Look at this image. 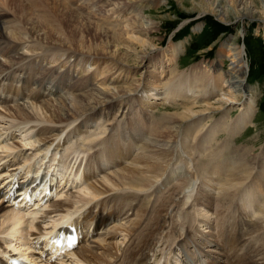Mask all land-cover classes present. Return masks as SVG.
<instances>
[{
    "label": "bare ground",
    "instance_id": "obj_1",
    "mask_svg": "<svg viewBox=\"0 0 264 264\" xmlns=\"http://www.w3.org/2000/svg\"><path fill=\"white\" fill-rule=\"evenodd\" d=\"M40 1L46 3L44 8L40 9L38 4L33 0H20L18 4L12 3L11 0H0V40L5 38L3 29L8 26H6V24L8 20L10 21V18H12L11 16H13L14 19L16 18L15 23L14 25L12 24L13 20L10 24L13 26L12 29L15 34L18 30L25 32V39L27 42H34L42 46L46 52L52 50L62 51L64 52L63 55L66 54L65 56L67 57L80 55L76 59L84 62L83 64L86 67H89V62L92 60L95 61L94 63L103 60L104 57L100 54H105V56H110V60H108L112 62L109 64V66H111L110 68L113 67L117 70H121L119 72H122L123 69L125 70L128 65L125 61H122L124 60L122 57L124 54L123 51L118 49L119 46L117 43L115 44L116 46L113 44L116 47L113 51L110 47L111 42L98 41L100 36L91 32V29H89L90 26L86 23V20L83 23V19L86 17H84L85 15L80 16L79 14L81 11H84L83 9L79 8V10H81L77 12V10H71L65 4L60 3L64 11L58 12L57 6H55L56 0ZM234 1L235 3L233 6L240 7V10L236 11V18L239 17L241 20L245 18L250 19L252 17L250 2H246V0ZM107 3L112 6L111 10L114 12H118L122 6H128L132 9H136V15H138L141 9L156 5L155 0H107ZM13 4L16 6L13 7ZM218 5L219 3L216 4L219 9L215 10L214 6L209 9L210 12L214 13L219 20H228L224 18L220 10L221 7ZM8 7L14 8V15H11L13 12L10 14L7 11ZM123 9L125 8L123 7ZM241 9L244 11H241ZM81 17L83 18L81 19ZM55 18L59 20L60 25L55 24ZM80 19L81 27H78ZM129 20L131 21L132 27L136 25L139 26L140 24L138 25V22L141 24L144 23L141 22L143 20L137 21L136 18H130ZM142 25L147 24L144 23ZM147 28L146 26L144 30L142 27L141 30L147 33ZM61 31H63L62 34ZM53 34H60L64 39H62L61 36L56 38ZM87 37H90V44L86 42ZM223 41L225 42L223 46L227 52L224 58L227 57L229 63L227 64V68L220 72V78H207L204 80L202 78L200 79V75L198 74L199 80L188 82L185 75L182 74L184 76L179 75L177 82L166 84L164 87L165 90L163 89V95L166 98L169 96L174 97L177 93L179 94L180 91L184 93H196V98L205 97L203 102L207 101V95L213 94V96H215L213 103H190L191 105L182 108L183 112L181 111L180 114H178L179 112H175V116L166 119L167 123L171 122L168 125L178 122L184 123L185 120H189V123L191 122L185 132V139L178 140L177 133H173L169 141L173 143L181 153H186V158L184 156H182L183 158L175 157L171 146L164 141L165 138L161 139V137H165L166 134L170 133L169 129L165 126L162 127L163 129H158L159 131H157V134L151 136V142H140L139 149L141 151L137 152L135 156L130 159L129 165L119 167L117 170L103 174L100 180H92L93 174L90 173V171L84 172L81 167H77L79 165H68L72 167H62L58 165L57 163H60L61 160L59 155L55 151H52V149L54 150L65 143L64 140H66V137L61 138L64 128L76 122L78 119H82V116H87L86 119L90 118L89 116H94V120H96L97 117H101L103 120L102 122H106L107 116L109 115L108 109L115 108V105H112V99L114 97H120L121 99L125 98L131 92L138 90L137 86L130 87V85L127 86V84L123 85V83H125L124 74H132V71L123 70V75H115L114 81L113 79H107L106 85L103 86L104 89L102 90L97 88L80 93H72V96H70L71 104L67 102L69 101V97H63L64 94H59L58 87H60V85L55 84L54 92L52 89L47 91L41 88V84L39 83L43 82V75L32 79L26 78L27 76L21 78V86L24 90H28L26 86L29 84L30 86L31 84H36L41 90H35L34 88L28 91V95L21 94L22 97L30 101L26 99L27 101L24 100L22 101L23 103L12 106H0V136L4 133L2 131L11 133L12 128H17L20 132L22 124H32V128H37L36 136H34V138L28 137L27 135L30 131L27 133L25 132L26 137L22 134L21 139L19 138V142L22 146L32 147L34 150V155L32 156L36 155L39 159L37 161L29 160V158L18 160L16 155H14V153L12 154L14 147H11V145L7 144L4 140V142H2V139L0 140V160L10 156L7 162L4 161L0 163V182L2 185L1 187L4 188L0 190V264H8L10 257L14 255L19 257L25 252H28V254L32 256V260L35 264H61L59 260L61 256L60 249H57V246H54L53 243L48 244L47 240L52 231L62 224H68L73 227L79 237L78 242L75 244L76 246L74 245L71 249H63L62 251H64V254L62 255L69 256L71 260H74L78 264H186L188 263V259H186L185 262L184 259H181L182 256L175 252H183L182 249L187 244L188 246L194 247V251L192 250L189 255L193 254L195 250L196 253L201 254V258L197 255L195 260L199 264L205 256L207 257L206 262L203 261L205 264H264V236H262L264 234V181L260 180V178L264 179V161L260 158H255V156L250 153L251 149L248 150L244 148V150L241 149L240 153H234L231 150L232 148L230 149V147L226 145L224 149L232 154V158L237 159L236 162L222 167L216 165L219 172H217L215 166L211 167L208 170V181L203 182L202 185L199 186L195 185L196 175L192 172L193 167L190 165L192 162V155L196 153L201 154V152H206V150L208 151L210 148L209 146H211H207V144L210 143L208 141L214 139L216 131L218 130L220 132L222 126L226 124L223 116L218 119H221L220 125L213 126L210 129H204L205 126L197 127L195 125L198 122L197 119L204 116L205 119H209L212 116H210L209 113H214L215 110L225 111L228 107H231L230 103L239 100L243 96H246V102L242 104L241 114L232 121L235 127L249 122V116L254 110L253 104L251 103V101H253L251 98L252 95L249 92V86L245 83L248 64L245 60L243 47L239 46V44L236 45L235 42L229 43L227 39ZM0 44H3V42ZM30 45L31 44L28 43L20 45L21 47L25 46L24 49H26V52H18L21 49H18L17 45L14 43L11 48L12 54L8 52L7 56L10 64H8V61L6 62L7 64H5V62H0L1 94L3 90H5L3 81L7 79L4 72H6L9 65H13L27 58L23 54L31 52L28 51L29 48H32ZM65 56L58 55V58ZM38 57L42 58L43 61L45 60L43 55H38ZM50 57L51 55L46 59ZM218 57L220 59L215 62L214 69H221L225 62L222 59L223 56L221 51L218 53ZM78 64L79 62L77 65ZM67 72L66 70L65 73L60 74V76L66 77L65 75ZM2 73H4L5 76L1 77ZM150 74L152 73L150 72ZM97 76H99V74ZM153 76H156V74ZM85 77H81L82 81L80 80L81 83L79 86L82 85L83 82L84 84L85 81L87 82ZM105 79L106 77L103 76L102 80ZM88 80L95 81L96 79L93 74H91ZM44 82L46 83L45 80ZM197 82L200 83L194 87L187 88L189 85ZM208 87H211V90H209ZM150 88L145 87L140 90L139 103H141L143 95L148 94V97H150L158 94L156 88ZM66 89V92L73 91V87L70 84L67 85ZM193 89H196V91ZM17 90L13 95L19 94ZM10 91V88H6L4 93L5 96L0 97V103H3L4 100H6V103L10 101L12 94L10 97H7L11 93ZM181 92L180 95L182 94ZM107 93L109 95H107ZM99 94H106V96L98 97L97 95ZM50 95L54 97H47ZM98 106H100V108H97ZM101 110H104L102 114L100 112ZM116 111H119L118 107ZM227 114L222 113V115L225 116H227ZM168 119L170 120L169 122ZM231 120L232 119H230V122ZM161 122L160 120V123ZM46 123L53 127L44 126ZM228 123L229 122H227V125ZM3 124H5V126H2ZM61 125L62 127L58 128ZM157 125L158 124H156V127H159ZM227 125L226 127L230 130ZM176 126L177 125H174L173 127ZM98 127L102 128L103 131L106 130V127L101 124ZM226 127H224V129ZM233 130L231 126V134L236 131ZM4 136H7V133H5L3 137ZM86 138L87 137H85V139ZM136 138L137 137L132 136L131 139L133 140ZM55 141L56 143H54ZM53 143L54 146L50 151L49 148ZM130 143L122 148V146L119 145L120 142L118 141L117 135L115 138L113 136L109 137L108 143L105 144V149L98 154V160L100 158L101 161H121L120 158L123 159L122 157H125L123 153L124 155H128L133 148H131ZM210 153L214 154L213 148L210 149ZM174 157L177 160L175 162H173ZM212 161H214V159ZM9 162L11 163L8 164ZM258 162L262 165V168L259 170L261 176L255 178L254 175L258 172L255 171L252 173V170H256L255 164ZM40 170H42L40 173L41 179L45 177L42 191L49 186V193H53L54 195L59 191L56 189L60 186L59 189L61 190L62 187L69 184H67L68 181L70 185L75 183L79 186L81 181L86 184L84 183V186L82 184L81 188L79 187L80 189L71 192V194H64L58 201L56 200L50 203L46 197L44 201L41 202L40 196L42 193H40V190H36L38 182L33 183L38 178ZM216 173H221L220 177ZM90 179L92 181H90ZM239 179L241 181L239 185H237ZM212 187L219 193V197L216 198L219 203V208L228 207L229 205L230 207L235 206V202H237L235 201V190H237V193L247 195L248 198H250L249 203L258 199L263 205L255 209L257 214H255L254 218L247 217L245 211L233 217V223H235L232 229L233 238L228 231L220 230V237L218 236L217 239L219 243L215 242L214 244H216L220 252L221 250L222 252L217 256H213L210 250L204 249V247H206L204 243L208 245L210 243L213 244L212 242L215 240L214 234L209 231H207L208 233L202 232L203 230L201 228L193 232L183 221L185 216H189L185 214L188 213L185 209H187L191 201L196 199L193 198V189L196 188V190L202 191V194L200 193L201 199L203 200L201 207H203L204 210L205 208L211 207L207 203V200L209 197L208 190ZM16 192L17 194L14 195ZM108 192H110V194L113 192L114 195H105L99 200L101 194ZM150 194L151 196L149 197ZM31 195H34L33 197H35V199L33 200L32 198L33 202L30 203ZM147 196L148 198H145ZM116 197L125 200L129 199V201L126 200L127 203L124 207H127V211L132 210L131 216L126 217L124 222L111 226V229L109 228L110 230L104 231L100 236L96 237L95 240L89 241L88 238L95 229L101 228L106 224L108 225V223L111 222V218H115L117 215L107 212L106 210L108 208H114L115 212H122L123 204L118 203ZM150 198H152V200H150ZM46 201L49 202V204L46 205L47 209L39 208V206ZM133 201L137 202L135 206H132ZM145 201L149 203V205H146V203L144 204ZM112 202H115V205H111ZM108 203L111 204L107 206ZM142 205H145V209H142L138 215L137 211L142 208ZM236 206L238 207V205ZM92 207H97L98 211L95 213L89 212ZM37 210H44V212L39 211V214ZM101 210H105V212L103 213ZM217 211L218 210H216V212ZM37 214H39L40 217H37ZM196 215L197 217L193 219L197 221L199 225H206V227L209 228L212 227V221L209 217L210 214L207 215L206 219L201 218L197 213ZM45 217L49 219V224H47L49 226L43 227V225L41 226L35 222L36 219ZM92 222L95 229L89 232L88 227ZM239 223L243 225V227H239ZM57 230L64 231L65 229ZM109 231L112 236L111 240L99 238L106 235V232ZM119 235L122 237L123 243H125L121 250L120 244H118L120 240L118 243L114 241L115 237H119ZM194 235L196 236L195 239ZM237 236L240 237L238 241L234 242ZM40 239H42V246H38L37 249H39V251L36 254L30 252L32 247L36 248L35 245H37ZM83 242L87 243L78 246V243L82 244ZM81 248H85L84 251L80 252L79 249ZM224 249H229V252L224 254ZM19 250L22 251V254H18ZM120 252L121 254H119ZM192 256L194 257L195 255ZM53 259L59 261V263L53 261ZM195 261L193 262L195 263ZM63 264H68V262H64Z\"/></svg>",
    "mask_w": 264,
    "mask_h": 264
},
{
    "label": "rangeland",
    "instance_id": "obj_2",
    "mask_svg": "<svg viewBox=\"0 0 264 264\" xmlns=\"http://www.w3.org/2000/svg\"><path fill=\"white\" fill-rule=\"evenodd\" d=\"M11 1L12 3L18 4L20 0ZM33 1L38 4L40 9L44 8L46 5V3L40 0ZM155 2V6L152 5L149 7H145L141 9L138 15H136V9H132L128 6H122L119 11L117 10L119 13L112 11V6L108 5L107 0H56L55 6H57L58 12L64 11L60 3L65 4L71 10H77V12L83 9L84 11H81L79 13L80 16L85 15L84 17H86L85 19H83V23L86 20V23H88L90 26L89 29H91V32L100 36L98 41L102 40L111 42L112 46L110 44L109 45L111 47V50L113 51L116 49L115 44H118V49L122 50L124 53L122 56L124 60L122 61H125L128 65L125 70H123L132 71V74H124L125 83H123V85L127 84V86H137L138 88V90L131 92L125 98L121 99L120 97H114L112 99V105L114 104L115 108L108 109V121L106 119V122L104 121L105 123L102 122L103 120L101 117L96 116L97 119L94 120V116H89L90 118L86 119L87 116L84 115L82 116V119H78L76 122L70 124L71 127L70 125L67 126L64 129L63 137H66V139L69 137L68 141L62 146H58L54 150L52 149V151H55L59 155V158L61 160L60 163L58 162V165H61L62 167H67L68 165H79L77 167H81L83 171L87 169L90 171V173H93L91 178L92 180H100L103 174H107L108 172L110 173V171L112 172L114 170H117L119 167L129 165L130 159L134 157L137 152L141 151L139 149L140 142H151V136L153 134H157V131H159L158 129H163L162 127L165 126L169 129L170 133L166 134L165 137H161V139L165 138L164 141H166L169 146H171L175 157L180 158L184 156L186 158V153H181L179 150H177V147H175L174 144L170 143L169 141L173 133H177L178 140L185 139V132L191 122L189 123V120H185V122L183 121L184 123L178 122L176 124L168 125L171 123L169 122V117L175 116V112H179L178 114H180L181 111L183 112V107L191 105L193 104V102H197L198 104L213 103L215 96H213V94H209L207 95V101L203 102V99H205V97L196 98V93L185 92V94L184 92L180 91L182 93L181 95L179 92V94L177 93L174 97L169 96L166 98L163 95L165 90L164 87L166 86V84L168 85L177 82L179 75H185L186 80L188 82L199 80L198 74L200 75V79L202 78L204 80H206L207 78H220V72L225 70L227 68V64L229 63L227 57L224 58L225 55H227V52L223 46L225 45V42L223 41L225 39H227L229 43L235 42L236 45L239 44V46L243 47L245 60L248 64L245 83L247 84V86H249V92L251 93V98L253 100L251 101V103L253 104L254 110L249 116V122L244 125H237L235 127L232 121L242 112V104L246 102V96H243L239 100H235L233 103H230L231 107H228L227 110H215L214 113H209L210 116L212 115L209 119H205V116L201 117L200 119H197L198 122L197 124H195L197 127L205 126L204 129H210L213 126L220 125L221 119H218L224 116V122H226V124H224L225 126H223L226 127L227 122H229L227 126H229L230 130H228L227 127L224 129V127L222 126L220 132L218 130L216 131L215 138L211 139V141H208L210 143H208L207 146L211 145L209 146L210 148L208 147V151L206 150V152H201V154L196 153L192 155V162L190 163V165H192L193 167L192 172L196 175L195 185L199 186L202 185L203 182L208 181V170L211 167L215 166V169L217 170L216 165H220L222 167L236 162L237 159L232 158V154L224 149L226 145L229 146L230 149L232 148L231 150L234 153H240L241 149L244 150V148L248 150L251 149L250 153L255 156V158L257 157L264 161V0H246V2H250L251 4L250 10L252 17L250 19L245 18L242 20L239 17L236 18V11H239L240 7L233 6V4L235 3L234 0H155ZM217 3H219L221 7L220 10L222 11L224 18L228 20H219V18L216 17L214 13L210 12L209 9L211 7L215 6V10L219 9L216 6ZM15 6L16 5H14L13 7ZM13 7H8L10 9L7 8V11L10 14L13 12L11 15H14ZM123 7L125 9H123ZM79 8L81 9L79 10ZM241 11L244 10L241 9ZM11 17L13 19L10 18V21L8 20L6 24V26H8L6 28L3 27V34L5 35V38H2L0 40V43L3 42V44H0V62H5V64H7L6 62L8 61V52L12 54L11 48L14 43L17 45L18 49H21L18 52H26V49H24L25 46H20L25 43L31 44L30 46L32 48L30 49L28 46V51L31 52L27 54L20 53L25 55L27 58L22 59L20 62L14 63L13 65H9L6 71L7 73L4 72L6 76L4 75V73H2L1 77H8V79L3 82L4 88H6V86L8 87L11 83V94H15L16 88L18 89L17 92L19 94L15 98L13 97V99L7 103L6 100H4L3 103H0V106H12L18 103H23L22 101L27 99L22 97L21 94L25 95L26 93V95H28V91H30L35 85L31 84V86L28 87V90H25L24 92V89L20 87V83L16 81L19 77L23 78L27 76L26 78L32 79L43 75L48 79V81L42 84V89L47 91L52 89L54 92L55 84L60 85V87L57 86L59 89V94H64V96L62 95L63 97H69V101L67 102H70V96H72V93H80L83 91H89L90 89L97 88L102 90L104 89L103 86L106 85L107 79H113L114 81L115 75H123V70L122 72H119L121 70H117L113 67V69L110 68L111 66H109V64L112 63L108 61L110 60V56H105V54H100L102 55V57H104L103 60L98 63H94L95 61L92 60L89 62V67H86L83 64L84 62L79 61V59H76L80 55H76L75 57H67L65 56L66 54L63 55L64 52L62 51L52 50L46 52L42 46H39L34 42H27L25 39V32H21L18 30V32L15 34L14 30L12 29L13 26L10 24V22L12 23V21L14 20L12 23L14 25L16 18L14 19L13 16ZM82 18L83 17H81V19ZM130 18H136L137 21L143 20L141 22H144L147 25H142L144 23L141 24L138 22V25L140 24L139 26L136 25L132 27L131 21L129 20ZM81 19L79 20L78 27H81ZM55 24L60 25L59 20L56 19ZM141 25L144 30L146 29V26L148 27L146 30L147 33L141 30ZM62 32L63 31H61V34ZM53 36L57 38L61 35L53 34ZM61 38L64 39L63 36H61ZM86 42L87 44L91 43L90 37H87ZM220 51L223 56L222 59L225 62L223 63L221 69H214L215 62L220 59L218 57V53ZM57 54L65 57L58 58ZM38 55H43L45 60L43 61L42 58L38 57ZM50 55L51 57L46 59ZM78 62L79 66L77 65ZM8 64H10V62ZM66 70L68 71L65 75L66 77L60 76V74H64ZM150 72L152 74H150ZM91 74H93L94 78L96 79L95 81L88 80V77ZM98 74L99 76H97ZM154 74H156V76H153ZM103 76L106 77L105 80H102ZM81 77H85L87 79V82L85 81V84L83 82L82 85L79 86L82 81ZM11 78H13L14 80ZM199 83L200 82L191 84L187 88L194 87ZM69 84L73 87V91L66 92V87ZM145 87L156 88L158 94L156 96L150 97H148V94L143 95L141 103H139L140 90ZM208 89L211 90V87H208ZM193 90L196 91V89ZM108 93L107 95H109ZM52 95L47 97L53 98L55 96ZM4 96L5 94L2 97ZM97 96L104 97L106 96V94H99ZM27 100L30 101L29 99ZM117 107L119 109L118 112L116 111ZM97 108H100V106H98ZM102 111L104 110L100 111L101 114ZM222 113L228 114L227 116H225L222 115ZM167 118H169V123H167ZM230 119H232L231 122ZM160 120L162 121L161 123ZM154 121L159 123H156ZM100 124L106 127V130L103 131L102 128L98 127L100 126ZM156 124H158L157 126L159 127H156ZM74 125L78 127L75 128ZM172 125L177 126L173 127ZM2 126H5V124H3ZM31 126L33 125H30L27 129V126L23 127L21 129L22 133L12 128L14 137H4L2 139V142L5 141L7 144L11 145V147H14L12 152L14 153V155H16V158L18 160L29 158V160L35 161L38 159L36 155L32 156L34 155V153L33 151H31V149H28V146H22L19 142V138L21 139L22 134H24L23 136L26 135L25 132L27 133L30 131L27 135L28 137L34 138V136H36L37 128H32ZM44 126L53 127L52 125H49L47 123ZM231 126L232 129L236 130L233 134H231ZM99 131L102 132L100 133ZM3 135L5 134H2L0 136V139L3 137ZM84 135L85 137L90 139H85ZM116 135L118 136V141L120 142L119 145L122 146V148L126 145H129V143L131 142L130 145L131 148H133L130 149L132 151L130 150L128 155H124L123 153V156L125 157H122L123 159L120 158L121 161H101L100 158L98 160V154L105 149V144L108 143L109 137L113 136L115 138ZM132 136L137 138L132 140ZM54 143H56V141ZM54 143L51 145L50 151L51 148L54 146ZM211 148H213L214 154L210 153ZM175 157L173 159V162L177 161ZM8 158L9 156L7 158H2L0 160V163L4 161L7 162ZM213 159L214 161H212ZM10 163L11 162H9L8 164ZM255 168L256 170H252V173L257 171L258 173H256L254 177L258 178L257 176H261L259 170L262 168V165H260V163L258 162L255 164ZM217 172L219 171L217 170ZM216 174H218L220 177L221 173ZM91 179L90 181H92ZM260 180L264 181V179L261 178ZM240 181V179L237 181V185H239ZM84 183L85 182L81 181L79 186H77V184L75 183L70 185V182L68 181V185L62 187V189L59 190L55 195L52 194L51 196H49L48 201L50 203L56 200L58 201V199L61 196L63 197L64 194H71V192L80 189L82 184L83 186L86 184ZM1 186L2 185L0 182V190H3ZM201 192L202 191L196 190V188L193 189V198L196 199H194V201H191L190 205L187 207V209H185V211L188 212L185 214H188L189 216H185L183 221L185 222V225L188 228L193 230V232L198 231L201 228L203 230L202 232L208 233L207 231H209L210 233L214 234L215 240L212 242L213 244L210 243L208 245L204 243V245L206 246L204 247V249L210 250L213 256H217L219 253L222 252V250L220 252L219 247L214 244L215 242L219 243V240L217 241V239L220 230L228 231V233H230L233 238L232 229L233 225H235V223H233V217L239 215L240 212L245 211V215H247V217L254 218L255 214H257L255 209L257 207H262L263 205L258 201V199H255L251 203H249L250 198H248L247 195L237 193V190H235V201H237L235 202V206L230 207L229 205L228 207L219 208L218 200H216V198L219 197V193L214 187H212L208 190L209 197L207 200V203L211 207L205 208L203 210V207H201L203 202L200 196ZM105 195L109 196L114 194L113 192H111V194L110 192L101 194V197L99 196V199H102V197ZM150 196L151 194L149 195V197ZM145 198H148V196ZM124 200L125 199L123 198L120 199L116 197V201H118V203L120 204H123L122 212H115L114 208H108L106 210L110 214H117L115 218H111V222L108 223V225L106 224L101 228L95 230L93 228V222L89 225V232L94 230L91 236L88 238L89 241L95 240V238L100 236L104 231L110 230L111 226L120 222H124L126 217L131 216L132 210L127 211V207H124L127 203L126 200L129 201V199H126L125 201ZM150 200H152V198H150ZM48 201H46V203L40 206L39 208L47 209L46 205L49 204ZM136 203L137 202L133 201L132 206H135ZM145 203L146 201L144 202V204ZM110 204L111 203H108L107 206H109ZM147 204L149 205V203H146V205ZM111 205H115V202H112ZM236 205H238V207ZM141 207L142 208L137 211L138 215L142 209H145V205H142ZM216 210L218 211L216 212ZM39 211L44 212V210ZM39 211L38 213L40 214ZM97 211V207H92L89 212L95 213ZM101 211H103V213L105 212V210ZM196 213L203 219H206L207 215L210 214L209 217L212 221V227L209 228L206 227V225H199V223L193 219L197 217ZM39 214H37V217L39 216ZM35 222L41 226L43 225V227L49 226L47 225L49 224V219H46V217L40 219L38 218L35 220ZM238 226L243 227V225H240V223ZM106 233V235H103L99 238L111 240V232L109 231ZM262 236H264V234ZM239 237L240 236H237L234 242L238 241ZM121 238L122 237H120L119 235V237L116 236L114 239V241H117V243L120 240L118 243L120 244V250L123 248V244H125L123 243V239ZM195 238L196 236L194 235V239ZM85 243L87 242H83L82 244L78 243V246L84 245ZM35 247L36 248H31L34 254L39 251V249H37L38 245H35ZM84 249L85 248H81L79 249V251L82 252L84 251ZM192 250L194 251V247L188 246L187 244L183 247V252L177 251L175 253L182 256L181 259H184V261L188 259V263L186 264H199L195 260L197 255L199 258H201V254L196 253L195 250L193 254L189 255ZM121 252L119 254H121ZM227 252H229V249L223 250L224 254ZM192 255L195 256L193 257ZM206 260L207 257L205 256V258H202L200 264H205L203 261L206 262ZM53 261L57 262V260ZM60 261L63 263L68 262V264H78L74 260H71L70 257L64 255L60 256ZM193 261H195V263Z\"/></svg>",
    "mask_w": 264,
    "mask_h": 264
}]
</instances>
